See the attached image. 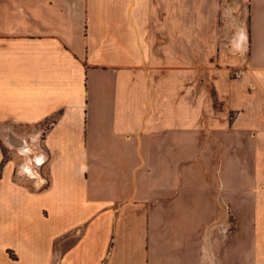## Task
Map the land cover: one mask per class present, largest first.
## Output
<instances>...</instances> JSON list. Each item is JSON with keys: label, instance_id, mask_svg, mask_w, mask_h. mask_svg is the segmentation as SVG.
Wrapping results in <instances>:
<instances>
[{"label": "crops", "instance_id": "0c3cea01", "mask_svg": "<svg viewBox=\"0 0 264 264\" xmlns=\"http://www.w3.org/2000/svg\"><path fill=\"white\" fill-rule=\"evenodd\" d=\"M246 12L215 107L162 55L203 35L193 2L0 0V264H264V0Z\"/></svg>", "mask_w": 264, "mask_h": 264}, {"label": "rangeland", "instance_id": "374dc122", "mask_svg": "<svg viewBox=\"0 0 264 264\" xmlns=\"http://www.w3.org/2000/svg\"><path fill=\"white\" fill-rule=\"evenodd\" d=\"M192 2L194 10H197V17L192 24L199 31L203 30L201 34L204 36H194L188 45L178 43L176 53L166 52L162 55L166 60L172 54L178 62H193L195 70L200 73L203 71L205 75L208 71L209 77L207 75L206 77L210 78V96L214 106L218 107L219 102L214 91L213 79L221 72L235 77L241 74V69H243L241 64H234L238 59L243 60L242 54L237 49L236 40L238 38L235 37V30L240 27L238 23L244 24L247 21V0H178L182 9L191 6ZM181 41L184 42V38H181ZM197 66H203L204 69H197ZM223 221H225L222 228L224 231L221 230L223 231L221 236L231 237L234 232L233 215L227 214ZM205 252L207 264H216L219 254L216 248L215 250L207 248Z\"/></svg>", "mask_w": 264, "mask_h": 264}, {"label": "bare ground", "instance_id": "6f19581e", "mask_svg": "<svg viewBox=\"0 0 264 264\" xmlns=\"http://www.w3.org/2000/svg\"><path fill=\"white\" fill-rule=\"evenodd\" d=\"M39 157H40V154L36 153V155L32 159H35L34 162H38L39 161V159H38ZM34 162L32 161L31 165L28 164V167H26V169H24V171L29 172V174L33 175L34 177H37V179L40 181L41 180V176L39 175L38 171L35 169V167H34L35 164H33Z\"/></svg>", "mask_w": 264, "mask_h": 264}, {"label": "built area", "instance_id": "2783aa9c", "mask_svg": "<svg viewBox=\"0 0 264 264\" xmlns=\"http://www.w3.org/2000/svg\"><path fill=\"white\" fill-rule=\"evenodd\" d=\"M39 167V166H38Z\"/></svg>", "mask_w": 264, "mask_h": 264}]
</instances>
